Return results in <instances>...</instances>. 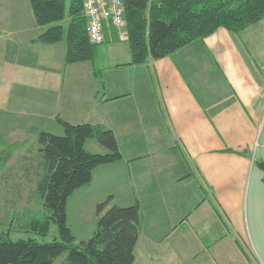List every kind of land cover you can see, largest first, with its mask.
<instances>
[{
	"label": "crops",
	"instance_id": "0c3cea01",
	"mask_svg": "<svg viewBox=\"0 0 264 264\" xmlns=\"http://www.w3.org/2000/svg\"><path fill=\"white\" fill-rule=\"evenodd\" d=\"M104 27L105 68L67 64L65 41H38L49 27L36 23L30 0H0V139L63 136L59 118L112 131L123 159L95 170L68 207L75 198L96 213L109 197L139 204L135 264H258L242 251L239 231L264 260L260 56L245 37L221 29L131 65L129 44L110 22Z\"/></svg>",
	"mask_w": 264,
	"mask_h": 264
},
{
	"label": "trees",
	"instance_id": "16d2710c",
	"mask_svg": "<svg viewBox=\"0 0 264 264\" xmlns=\"http://www.w3.org/2000/svg\"><path fill=\"white\" fill-rule=\"evenodd\" d=\"M131 51V65H141L173 55L221 29L240 34L264 20V0H123ZM36 23L49 27L38 39L44 44L65 41L66 62L92 61L95 46L87 32L82 0H30ZM69 23L63 25L66 21ZM65 134L39 135V151L45 175L37 191L48 215L31 219L25 227L46 238L51 225L59 228V240L40 243L35 238L13 240L0 235V264H135L140 237L139 204L112 205L113 197L97 206V228L88 240L77 242L68 226L69 199L88 187L99 167L123 159L115 135L90 124L71 125L58 119ZM96 138L105 154L87 151ZM14 146V147H13ZM0 156V166L18 144ZM264 171V162H258ZM215 209L217 207L215 206ZM247 255L245 249L240 246Z\"/></svg>",
	"mask_w": 264,
	"mask_h": 264
},
{
	"label": "rangeland",
	"instance_id": "374dc122",
	"mask_svg": "<svg viewBox=\"0 0 264 264\" xmlns=\"http://www.w3.org/2000/svg\"><path fill=\"white\" fill-rule=\"evenodd\" d=\"M263 22L264 20L260 24ZM237 37H245L248 41L246 42V47L260 56L261 71L264 75V25L254 26L246 34H237ZM123 43H125L123 45L128 44L127 42ZM109 44L95 46V55L91 62L95 64L97 69H104V65L108 64L106 48ZM116 45L118 44L116 43ZM100 71L103 73V70ZM102 79L105 82L104 73L102 74ZM10 146L13 145L0 139V156ZM86 149L90 152L103 153L106 151L96 140H89ZM44 175L43 157L36 141L31 140L19 144L6 157V162L0 166V235H8L13 240L35 238L43 244L59 240V228L54 224L51 225L50 234L46 238L35 235L25 227L31 219L48 215L37 191L38 183L43 179ZM80 197L83 199L81 195ZM113 204H115L114 201L111 206ZM119 204L120 207L127 206V203L121 199ZM82 209L81 204H78V198H75V200H71L67 212L68 226L76 237L77 242L88 240L97 228L98 216L95 209L89 205L86 206L85 211H82ZM238 234L235 233L234 235L243 241L245 250L254 257L253 261L256 260L258 264H264V260L256 250L249 235L243 234L242 231H239ZM173 239L170 238L163 245L169 244ZM171 242H174V240ZM62 261L63 258H59L55 264H60Z\"/></svg>",
	"mask_w": 264,
	"mask_h": 264
},
{
	"label": "built area",
	"instance_id": "2783aa9c",
	"mask_svg": "<svg viewBox=\"0 0 264 264\" xmlns=\"http://www.w3.org/2000/svg\"><path fill=\"white\" fill-rule=\"evenodd\" d=\"M82 3L92 44L100 45L105 42L106 22H110L114 28L118 41H127L128 30L123 0H82Z\"/></svg>",
	"mask_w": 264,
	"mask_h": 264
}]
</instances>
